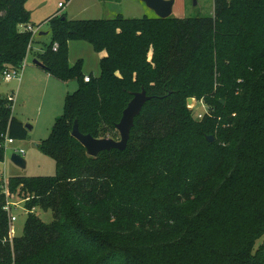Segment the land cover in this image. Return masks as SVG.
Returning a JSON list of instances; mask_svg holds the SVG:
<instances>
[{"label": "trees", "instance_id": "trees-1", "mask_svg": "<svg viewBox=\"0 0 264 264\" xmlns=\"http://www.w3.org/2000/svg\"><path fill=\"white\" fill-rule=\"evenodd\" d=\"M26 1L0 0V77L37 41L19 28L30 24ZM48 23L50 43L35 59L79 87L37 145L56 174L7 180L27 210L12 241L0 187V264H264V0H215L205 17ZM72 40L103 53L88 82L82 60L69 63ZM142 89L151 98L126 149L89 156L73 122L106 137ZM188 97L208 106L202 119ZM10 104L0 94V162L5 135H28Z\"/></svg>", "mask_w": 264, "mask_h": 264}, {"label": "rangeland", "instance_id": "rangeland-1", "mask_svg": "<svg viewBox=\"0 0 264 264\" xmlns=\"http://www.w3.org/2000/svg\"><path fill=\"white\" fill-rule=\"evenodd\" d=\"M171 17H205L214 13L215 0H174ZM64 4L60 7L59 4ZM25 9L30 13V24L38 27L39 31H48V19L57 15L69 20L108 19L116 16L125 18L155 17V12L147 7L142 0H27ZM20 29L22 27L19 26ZM37 41L28 48V53L22 68L18 69L19 78L6 80L0 77V94L12 96V113L24 124L31 126L27 129L26 139L7 141L4 146V160L0 162V180H8L15 176H52L57 172L54 160L38 149L52 131L56 118L63 114L65 98L79 87L75 78L61 80L51 75L45 68L33 63L38 53H42L50 43V35L38 36ZM31 48V50H30ZM68 60L72 65L78 59L82 60V73L91 78L99 72V54L92 46L83 41H69ZM205 102L196 100L192 106L193 119H198L196 112L203 109ZM206 108L208 106L206 105ZM108 136L119 139L116 128L107 129ZM22 151V153H21ZM18 154L26 161L25 167H20L12 162L11 155ZM15 200L19 198L14 197ZM34 213L39 214L45 221L51 219V213H44L41 209L34 208ZM16 220L13 222L14 236L21 235L27 218L24 203L13 208Z\"/></svg>", "mask_w": 264, "mask_h": 264}, {"label": "water", "instance_id": "water-1", "mask_svg": "<svg viewBox=\"0 0 264 264\" xmlns=\"http://www.w3.org/2000/svg\"><path fill=\"white\" fill-rule=\"evenodd\" d=\"M147 7L152 9L156 16L159 18H167L172 14V7L174 0H142ZM193 3L196 4V0H193ZM47 32L39 31L38 35H46ZM34 64H37L43 67V64L37 59L33 60ZM150 96L147 95L145 89L141 91L134 92L133 97L127 103L126 107L122 111L120 120L115 124V128L119 132V139L115 140L110 137L96 138L91 134H84L80 131L78 126V121L75 120L71 129V136L79 141L82 146L85 148L86 153L89 156H97L102 151H110L112 149L125 150L128 144L130 137V130L134 125V119L142 110L144 104L150 100ZM196 99L194 97L187 98V107L192 110L193 104H195ZM223 103V101H221ZM26 129H30L31 126L24 125ZM208 141L212 142L214 137L212 135L207 136ZM11 160L13 163L20 167L26 166V161L22 158L21 155L12 154Z\"/></svg>", "mask_w": 264, "mask_h": 264}, {"label": "built area", "instance_id": "built-area-1", "mask_svg": "<svg viewBox=\"0 0 264 264\" xmlns=\"http://www.w3.org/2000/svg\"><path fill=\"white\" fill-rule=\"evenodd\" d=\"M59 6L63 7L64 4L60 3ZM20 27H22V30H24V31L32 32L33 35L38 33V27H35V26L31 25V24L20 25ZM53 49H56V46ZM26 56H27V54H26ZM26 56H25L23 62L25 61ZM23 62H22V65H23ZM22 65L19 68L5 67L3 69V71H2L1 76H3V78L6 79V80H11L13 78H19L18 69L22 68ZM84 81L88 82L89 81V76H87V75L84 76ZM7 99L9 101H12V96L7 97ZM205 113H208V108H206V105L203 104V109L199 110V112H196V116H197L198 119H202ZM6 141L8 143H12L13 139L9 138L7 135H5L4 143ZM21 153H22V151H21ZM1 180H2V183L0 185V187L2 189L1 191H2V193L5 196V202H4V205H3V210L7 214L8 237H9V240L12 241V238L14 237L13 222L16 220V216L13 213V208H16L22 202L24 203V199L23 200H15L14 195H11L9 193V190L7 188V181L3 180V179H1Z\"/></svg>", "mask_w": 264, "mask_h": 264}, {"label": "crops", "instance_id": "crops-1", "mask_svg": "<svg viewBox=\"0 0 264 264\" xmlns=\"http://www.w3.org/2000/svg\"><path fill=\"white\" fill-rule=\"evenodd\" d=\"M174 2H175V1H174ZM174 4H175V3H174ZM174 4H173V7H172V13H173ZM46 35H48V31H47V34H46ZM46 35H41V36H46ZM38 36H39V35H38ZM31 48H32V47H31ZM31 48H30V50H31ZM98 54H99L98 56H99V61H100V58L103 56V53H98ZM34 59H35V58H34ZM34 59H33V60H34ZM38 66H39V65H38ZM86 75H87V74H86ZM98 75H99V74H98ZM98 75H97V76H98Z\"/></svg>", "mask_w": 264, "mask_h": 264}]
</instances>
